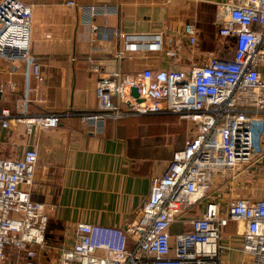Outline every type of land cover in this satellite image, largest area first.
Masks as SVG:
<instances>
[{"label": "built area", "instance_id": "1", "mask_svg": "<svg viewBox=\"0 0 264 264\" xmlns=\"http://www.w3.org/2000/svg\"><path fill=\"white\" fill-rule=\"evenodd\" d=\"M66 5L81 10L90 24L92 16L116 12L106 5ZM32 8L24 0H0V60L20 63L41 82L40 64L31 52ZM218 10L216 54L192 63L188 71L145 68L133 76H100L95 82L97 108L73 113L98 130L108 119L174 114L195 121L196 139L169 161L161 176L151 178L149 196L135 222L125 227L74 223L66 238L70 243L56 248L52 264H221L228 221L244 225L239 248L244 264H264V198L232 199L224 211L209 201L189 230L169 232L182 210L208 192L212 172L245 169L264 157V0H226ZM181 31L191 46L197 45L193 22H185ZM91 32L93 38L123 36L95 24ZM167 55L173 58L176 52L168 50ZM16 88L14 81H7L0 85V94ZM132 88L137 96L131 95ZM28 103L23 96L15 112L2 109L1 126L14 120L30 133L58 127L66 113L30 115ZM37 161L34 149H26L20 158L0 157V264H35L49 248L50 207L31 197Z\"/></svg>", "mask_w": 264, "mask_h": 264}, {"label": "crops", "instance_id": "2", "mask_svg": "<svg viewBox=\"0 0 264 264\" xmlns=\"http://www.w3.org/2000/svg\"><path fill=\"white\" fill-rule=\"evenodd\" d=\"M24 1L33 6L31 52L43 80L27 75L18 62L0 60V85L10 80L17 85L0 94V113L6 108L15 112L23 96L29 99L30 115L66 113L58 127L34 128L30 133L14 120L2 127L0 118V157L20 158L26 149L36 150L31 197L50 207L49 225L56 222L62 227L60 247L70 243L66 238L76 222L116 227L135 222L149 196L151 178L161 176L193 136L189 124L174 114L108 119L98 130L73 113L97 108L95 82L100 76H133L145 68L188 71L192 63L216 54L218 5L226 0ZM67 1L113 6L115 13L92 16V24L123 36L93 38L92 24ZM190 21L197 30L196 46L181 31ZM168 50L176 56L170 58ZM210 181L205 196L183 209L170 225L171 235L189 230L191 220L204 213L209 201L224 211L232 199H263L264 157L245 169L212 172ZM243 229V223L228 221L221 238L225 247L221 264H244L239 249Z\"/></svg>", "mask_w": 264, "mask_h": 264}, {"label": "rangeland", "instance_id": "3", "mask_svg": "<svg viewBox=\"0 0 264 264\" xmlns=\"http://www.w3.org/2000/svg\"><path fill=\"white\" fill-rule=\"evenodd\" d=\"M183 120H185L189 124V126L191 127L189 129L190 131L193 132L192 138L186 143L184 147L185 149L187 145L191 144L196 139V127H195V121L193 119H183ZM163 136L165 138H168V140L171 139L169 135H163ZM51 218L53 217L50 216L49 222L50 220H52ZM55 224L58 225L56 222ZM49 227L50 226L48 223L47 235L48 234L49 235L47 236L46 241H47V245L49 246V248H47L46 251L44 252L41 251V253L37 256L36 260L34 261L35 264H52L57 257L56 248L62 242L61 240L64 236L63 235L64 232L59 231L58 229H52V228L50 229ZM18 264H23V263L18 262Z\"/></svg>", "mask_w": 264, "mask_h": 264}, {"label": "trees", "instance_id": "4", "mask_svg": "<svg viewBox=\"0 0 264 264\" xmlns=\"http://www.w3.org/2000/svg\"><path fill=\"white\" fill-rule=\"evenodd\" d=\"M48 223H49V222H48ZM49 226H50V227H49L50 229L52 228V229H58L59 231H62V227H61L59 224L54 226L53 223H50ZM47 229H48V226H47ZM50 229H49V230H50ZM48 235H49V234H48ZM48 235H47V232H46V238H47Z\"/></svg>", "mask_w": 264, "mask_h": 264}, {"label": "water", "instance_id": "5", "mask_svg": "<svg viewBox=\"0 0 264 264\" xmlns=\"http://www.w3.org/2000/svg\"><path fill=\"white\" fill-rule=\"evenodd\" d=\"M131 95L132 96H137V92H136V89L135 88H132L131 89Z\"/></svg>", "mask_w": 264, "mask_h": 264}]
</instances>
